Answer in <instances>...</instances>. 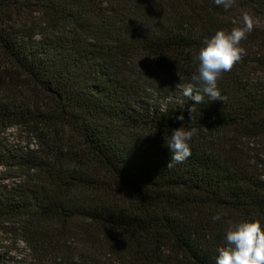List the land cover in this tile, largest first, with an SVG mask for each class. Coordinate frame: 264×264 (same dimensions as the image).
Wrapping results in <instances>:
<instances>
[{
	"label": "trees",
	"instance_id": "trees-1",
	"mask_svg": "<svg viewBox=\"0 0 264 264\" xmlns=\"http://www.w3.org/2000/svg\"><path fill=\"white\" fill-rule=\"evenodd\" d=\"M245 12L226 100L165 102ZM179 127L191 156L167 168ZM0 167V229L29 264H216L229 221L264 228V0H0Z\"/></svg>",
	"mask_w": 264,
	"mask_h": 264
},
{
	"label": "clouds",
	"instance_id": "clouds-1",
	"mask_svg": "<svg viewBox=\"0 0 264 264\" xmlns=\"http://www.w3.org/2000/svg\"><path fill=\"white\" fill-rule=\"evenodd\" d=\"M235 0H214L217 6L230 9ZM253 17L245 12L242 15V26L235 27L230 32L218 30L211 38L204 41L195 60L198 62L196 73L192 75L193 83L182 86V95L200 104L204 95L210 100L225 101L218 90L217 82L223 73L230 72L244 55L246 49L241 47V41L253 31ZM202 93L204 95H202ZM194 104V105H195ZM193 111V107L190 109ZM177 119L183 120V116ZM197 133V129L185 130L182 127L173 130L165 144L170 151V162L167 168L174 164H182L191 156L189 141ZM220 214L212 217L219 220ZM226 246L218 249L216 264H264V228L259 221L228 222L225 236Z\"/></svg>",
	"mask_w": 264,
	"mask_h": 264
},
{
	"label": "rangeland",
	"instance_id": "rangeland-1",
	"mask_svg": "<svg viewBox=\"0 0 264 264\" xmlns=\"http://www.w3.org/2000/svg\"><path fill=\"white\" fill-rule=\"evenodd\" d=\"M165 83V82H163ZM174 84V83H173ZM175 87L171 88L168 81L165 83L163 91L169 92L164 97L165 102L181 104L182 102V86L175 81ZM172 91V92H170ZM163 99V94H160ZM4 142L11 146L15 151H26L28 147L34 145L30 136L23 130L17 127H8L4 130ZM3 170L0 167V172ZM12 179L5 181L11 185ZM30 252L26 244L17 238L12 228L0 229V264H29Z\"/></svg>",
	"mask_w": 264,
	"mask_h": 264
}]
</instances>
